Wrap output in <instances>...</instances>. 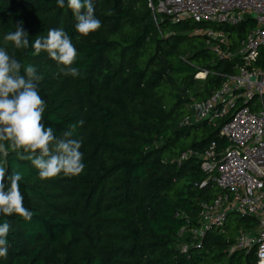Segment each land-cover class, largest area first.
I'll return each mask as SVG.
<instances>
[{
	"label": "trees",
	"instance_id": "obj_1",
	"mask_svg": "<svg viewBox=\"0 0 264 264\" xmlns=\"http://www.w3.org/2000/svg\"><path fill=\"white\" fill-rule=\"evenodd\" d=\"M93 4L101 27L82 36L67 0L64 8L56 0H0V47L19 21L30 45L52 28L72 39L75 78L63 75L46 52L33 56L31 47L16 49L11 42L6 51L43 77V123L57 137L75 124L72 138L82 142L85 165L79 175L41 179L16 153H0V165L22 174L24 207L33 213L30 221L0 215V223L11 225L0 264H257L256 247H236L240 228L256 225L252 216L231 211L223 226L198 240L179 232L188 221L190 228L199 226L202 205L220 193L202 160L182 154L201 152L211 141L219 151L228 146L221 123L181 122L192 103L206 99L243 62L238 54H219L215 39L191 31H226L222 49L235 52L255 22L200 24L163 15L155 22L148 0ZM262 55L257 63L264 65V49Z\"/></svg>",
	"mask_w": 264,
	"mask_h": 264
},
{
	"label": "built area",
	"instance_id": "obj_2",
	"mask_svg": "<svg viewBox=\"0 0 264 264\" xmlns=\"http://www.w3.org/2000/svg\"><path fill=\"white\" fill-rule=\"evenodd\" d=\"M148 7L154 12L155 22L157 15L200 24L255 22L239 48L224 55L242 57L237 71L229 74L206 99L192 103L181 122L221 123L220 136L228 146L219 151L217 142L211 141L201 152L190 149L182 154L181 159L193 155L202 160L203 170L213 177L220 193L213 202L202 205L199 226L190 228L188 221L179 232L181 236L190 232L198 240L209 228L223 226L231 211L252 216L256 225L241 227L236 247L246 251L256 247L257 264H264V65L257 63L264 49V0H148ZM191 33L215 39V50L221 55L223 43L229 42L228 32L211 27L198 26ZM200 73L205 77V73ZM206 184L203 181L201 186ZM180 248L182 252L188 250L185 242H180Z\"/></svg>",
	"mask_w": 264,
	"mask_h": 264
},
{
	"label": "clouds",
	"instance_id": "obj_3",
	"mask_svg": "<svg viewBox=\"0 0 264 264\" xmlns=\"http://www.w3.org/2000/svg\"><path fill=\"white\" fill-rule=\"evenodd\" d=\"M60 8L65 0H56ZM77 23L75 31L87 36L101 27L94 14L93 0H67ZM0 47V153H16L21 161L30 162L38 170L41 179H50L63 173L66 176L79 175L84 170L82 142L73 139L76 125L70 124L59 137L53 127L43 123L45 102L38 92V82L43 79L32 64H22L6 51L9 42L16 49H33L32 55L46 52L61 67L65 76L79 75V69L71 67L77 58V50L72 39L63 28L48 29L47 35L38 36L31 45L29 35L24 30L23 21L15 24V30L4 37ZM83 123L82 121L80 122ZM22 174L8 172L0 165V215H17L25 221L32 219L33 213L24 207L19 182ZM10 223H0V257H6L9 248Z\"/></svg>",
	"mask_w": 264,
	"mask_h": 264
},
{
	"label": "rangeland",
	"instance_id": "obj_4",
	"mask_svg": "<svg viewBox=\"0 0 264 264\" xmlns=\"http://www.w3.org/2000/svg\"><path fill=\"white\" fill-rule=\"evenodd\" d=\"M195 42H196V41H195ZM223 52H224L223 55H228L229 50H224ZM198 77H199L200 79H201V78H202V79L204 78L203 74H201V73H200V75H199ZM201 84H202V82L199 81V83L197 84V86H200ZM236 215H237V214H236ZM240 216H241V215H240ZM236 223H237V220H234V221H233V224H236ZM240 230H241V228H240ZM240 230H239V231H240Z\"/></svg>",
	"mask_w": 264,
	"mask_h": 264
}]
</instances>
